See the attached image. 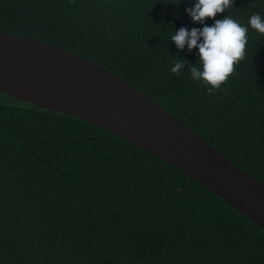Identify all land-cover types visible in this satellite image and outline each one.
<instances>
[{
	"label": "trees",
	"instance_id": "obj_1",
	"mask_svg": "<svg viewBox=\"0 0 264 264\" xmlns=\"http://www.w3.org/2000/svg\"><path fill=\"white\" fill-rule=\"evenodd\" d=\"M192 0H0V32L85 56L174 114L264 185V34L213 92L174 28ZM264 0L213 19L247 25ZM7 97L9 99H7ZM0 264H264V230L192 177L100 126L0 91Z\"/></svg>",
	"mask_w": 264,
	"mask_h": 264
},
{
	"label": "water",
	"instance_id": "obj_2",
	"mask_svg": "<svg viewBox=\"0 0 264 264\" xmlns=\"http://www.w3.org/2000/svg\"><path fill=\"white\" fill-rule=\"evenodd\" d=\"M0 91L90 122L141 146L264 230V185L99 63L49 42L0 32Z\"/></svg>",
	"mask_w": 264,
	"mask_h": 264
},
{
	"label": "clouds",
	"instance_id": "obj_3",
	"mask_svg": "<svg viewBox=\"0 0 264 264\" xmlns=\"http://www.w3.org/2000/svg\"><path fill=\"white\" fill-rule=\"evenodd\" d=\"M232 5L233 0H192L185 13L199 27L174 28L169 41L178 50L186 47L191 52L196 49L197 61L176 60L170 68L172 73L180 75L187 69L192 80L208 85V92L219 89L229 78L235 65L245 56L249 27L264 34V16L258 12L249 16L247 25L227 15L213 19L211 24L206 23V18L225 13Z\"/></svg>",
	"mask_w": 264,
	"mask_h": 264
},
{
	"label": "rangeland",
	"instance_id": "obj_4",
	"mask_svg": "<svg viewBox=\"0 0 264 264\" xmlns=\"http://www.w3.org/2000/svg\"><path fill=\"white\" fill-rule=\"evenodd\" d=\"M7 99H9L8 97H7ZM216 148V147H215ZM218 150V149H217ZM222 153V152H221ZM226 156V155H225ZM230 159V158H229Z\"/></svg>",
	"mask_w": 264,
	"mask_h": 264
}]
</instances>
